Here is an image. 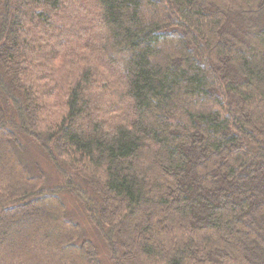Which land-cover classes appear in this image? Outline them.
Wrapping results in <instances>:
<instances>
[{
  "label": "trees",
  "instance_id": "obj_1",
  "mask_svg": "<svg viewBox=\"0 0 264 264\" xmlns=\"http://www.w3.org/2000/svg\"><path fill=\"white\" fill-rule=\"evenodd\" d=\"M0 264H264V0H0Z\"/></svg>",
  "mask_w": 264,
  "mask_h": 264
},
{
  "label": "rangeland",
  "instance_id": "obj_2",
  "mask_svg": "<svg viewBox=\"0 0 264 264\" xmlns=\"http://www.w3.org/2000/svg\"><path fill=\"white\" fill-rule=\"evenodd\" d=\"M26 157H27V159L34 162L35 164H39L42 168L44 167L47 171H49V173H50V175H52V177H54L55 179L57 178L54 169L47 166V162H46L47 160H46L44 154L38 149L37 146H34L30 151H28L26 154ZM67 204L69 207H71V209L73 211H76L78 209V203H76L75 198L67 197ZM90 224L91 223H89V225L87 223H85V225L88 226L87 227L88 231H91Z\"/></svg>",
  "mask_w": 264,
  "mask_h": 264
}]
</instances>
